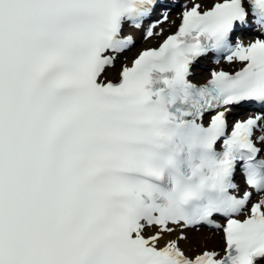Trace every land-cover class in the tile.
<instances>
[{"label": "snow or ice", "instance_id": "snow-or-ice-1", "mask_svg": "<svg viewBox=\"0 0 264 264\" xmlns=\"http://www.w3.org/2000/svg\"><path fill=\"white\" fill-rule=\"evenodd\" d=\"M175 7L0 0V264H264V0L183 3L129 66Z\"/></svg>", "mask_w": 264, "mask_h": 264}, {"label": "bare ground", "instance_id": "bare-ground-1", "mask_svg": "<svg viewBox=\"0 0 264 264\" xmlns=\"http://www.w3.org/2000/svg\"><path fill=\"white\" fill-rule=\"evenodd\" d=\"M189 2V0H187ZM176 20H177V13L175 10H173L170 15H169V20L166 21L165 23L161 24L158 28L157 31H159V29H163L164 32L170 31L171 28H174L175 24H176ZM136 35H139V31L135 32ZM164 34V33H163ZM160 37H153L150 39H142L138 44H136V47H138L137 45H139V48L134 47L133 49H131L128 53H127V63L129 64L132 58V54L136 51H138L140 48L149 46L151 44H153L155 41H158ZM206 63V62H205ZM224 64L220 63L218 65L215 64H211L210 65V69H205L202 71L199 70H195L194 75L192 76L193 80H202L205 81L209 75L210 72L212 70V68H219V67H223ZM189 241L192 245H195L196 248L198 250H200V248H208V249H215V250H223L224 248V241H223V233L219 232V231H215V230H210L208 228H202L200 231H189L187 232ZM211 246V247H206V246ZM182 246L187 249L189 247V244L185 243L182 244Z\"/></svg>", "mask_w": 264, "mask_h": 264}, {"label": "rangeland", "instance_id": "rangeland-1", "mask_svg": "<svg viewBox=\"0 0 264 264\" xmlns=\"http://www.w3.org/2000/svg\"><path fill=\"white\" fill-rule=\"evenodd\" d=\"M164 34H165V33H164ZM154 44H156V43H154ZM137 48H139V47H136V49H137ZM132 55H133V54H132ZM206 247H211V246L209 245V246H206ZM202 249H203V248H200V250H202Z\"/></svg>", "mask_w": 264, "mask_h": 264}]
</instances>
